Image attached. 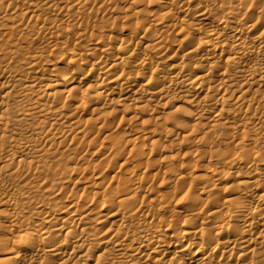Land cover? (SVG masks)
<instances>
[{"label": "bare ground", "instance_id": "obj_1", "mask_svg": "<svg viewBox=\"0 0 264 264\" xmlns=\"http://www.w3.org/2000/svg\"><path fill=\"white\" fill-rule=\"evenodd\" d=\"M0 264H264V0H0Z\"/></svg>", "mask_w": 264, "mask_h": 264}]
</instances>
